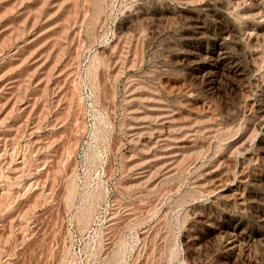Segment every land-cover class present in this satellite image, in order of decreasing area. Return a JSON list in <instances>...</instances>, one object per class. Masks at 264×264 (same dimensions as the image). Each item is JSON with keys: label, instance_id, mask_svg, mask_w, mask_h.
<instances>
[{"label": "rangeland", "instance_id": "obj_1", "mask_svg": "<svg viewBox=\"0 0 264 264\" xmlns=\"http://www.w3.org/2000/svg\"><path fill=\"white\" fill-rule=\"evenodd\" d=\"M0 264H264V0H0Z\"/></svg>", "mask_w": 264, "mask_h": 264}, {"label": "bare ground", "instance_id": "obj_2", "mask_svg": "<svg viewBox=\"0 0 264 264\" xmlns=\"http://www.w3.org/2000/svg\"><path fill=\"white\" fill-rule=\"evenodd\" d=\"M224 50H225V48H224ZM220 51H222V50H220ZM227 51V50H226ZM218 55H219V53H218Z\"/></svg>", "mask_w": 264, "mask_h": 264}]
</instances>
